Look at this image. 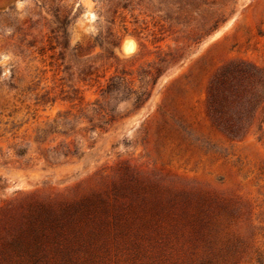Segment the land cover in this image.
Here are the masks:
<instances>
[{
    "label": "rangeland",
    "instance_id": "obj_1",
    "mask_svg": "<svg viewBox=\"0 0 264 264\" xmlns=\"http://www.w3.org/2000/svg\"><path fill=\"white\" fill-rule=\"evenodd\" d=\"M239 62L264 0H0V264H264V104L209 109Z\"/></svg>",
    "mask_w": 264,
    "mask_h": 264
},
{
    "label": "trees",
    "instance_id": "obj_2",
    "mask_svg": "<svg viewBox=\"0 0 264 264\" xmlns=\"http://www.w3.org/2000/svg\"><path fill=\"white\" fill-rule=\"evenodd\" d=\"M261 103L264 104V74L252 65L243 62L227 65L210 83L211 117L230 135L243 133L252 125L256 107ZM20 245L24 244L17 240L11 243L12 247Z\"/></svg>",
    "mask_w": 264,
    "mask_h": 264
},
{
    "label": "bare ground",
    "instance_id": "obj_3",
    "mask_svg": "<svg viewBox=\"0 0 264 264\" xmlns=\"http://www.w3.org/2000/svg\"><path fill=\"white\" fill-rule=\"evenodd\" d=\"M130 42H132V41H130ZM128 43H129V42H128ZM129 44H130V43H129ZM132 44H133V43H132ZM126 46H128L127 43H126L125 47H126ZM132 46H133V45H132ZM126 48H127V47H126ZM132 48H134V47H132ZM132 48H130V49H132ZM128 49H129V48H128ZM128 49H127V50H128ZM133 50H134V49H133Z\"/></svg>",
    "mask_w": 264,
    "mask_h": 264
}]
</instances>
